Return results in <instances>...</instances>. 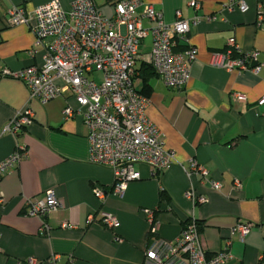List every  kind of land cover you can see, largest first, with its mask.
<instances>
[{
    "label": "crops",
    "instance_id": "1",
    "mask_svg": "<svg viewBox=\"0 0 264 264\" xmlns=\"http://www.w3.org/2000/svg\"><path fill=\"white\" fill-rule=\"evenodd\" d=\"M50 0H0V72L35 65L44 59V40L35 43L28 24L7 26L5 14L17 5L31 12ZM74 0H59L65 11ZM99 10L112 15L110 0H94ZM142 0L163 13L166 22L182 18L215 15L190 30L196 47L190 65V78L182 88H167L156 73L147 80L150 103L147 117L160 131L164 146L172 150L175 162L163 172L147 164H135L140 178L126 184L119 196L109 194L100 201L93 186L110 190L113 174L88 160L87 128L81 115L65 117L66 106L77 108L73 96L65 91L45 104L29 100L25 84L0 76V161L22 145L27 157L0 176V264H23L28 257L38 264H145L148 221L151 209L158 224L157 236L163 240L179 238L185 222L198 223L200 242L208 255L220 251L229 229L237 223H250L243 242L231 236L227 264H264V0H247L248 10L227 12V0ZM259 7L262 21L258 22ZM221 17L224 19L221 20ZM144 25L149 23L144 21ZM233 37L241 52H256L262 64L258 73L226 71L213 62ZM151 49L147 36L139 47L136 68ZM101 78V73L92 75ZM61 85V80H56ZM138 90L142 79L135 73ZM239 94L241 100H233ZM29 106L32 122L15 136L5 126L20 110ZM194 159L220 182L214 190L209 182L188 175ZM240 187L234 186V180ZM53 190L62 208L44 216L26 215L25 200L42 197ZM164 191L168 200L161 199ZM193 190L204 196L199 204L187 197ZM109 212L117 224L107 228L100 213ZM73 228L60 227L61 222ZM48 230L41 232L42 226ZM119 236L120 242L114 241ZM185 258H182L183 264ZM176 264V263H175Z\"/></svg>",
    "mask_w": 264,
    "mask_h": 264
},
{
    "label": "built area",
    "instance_id": "2",
    "mask_svg": "<svg viewBox=\"0 0 264 264\" xmlns=\"http://www.w3.org/2000/svg\"><path fill=\"white\" fill-rule=\"evenodd\" d=\"M112 15L103 14L94 0H74L65 11L59 0H50L26 12L21 6H10L5 14V24H28L35 35V43L46 41L45 54L40 66L29 65L17 70L4 68L0 76L22 81L29 93V100L45 104L68 91L77 108L69 105L63 109L65 117L81 115L87 128L88 160L108 168L113 174V184L106 191L93 186L92 193L100 201L109 194L119 196L126 184L139 179L135 164H147L155 172H163L175 162L172 150L164 146L158 128L147 117L150 100L140 93L135 84V69L139 47L145 37L151 38V49L145 56L163 85L167 88H182L190 78V65L195 59L196 47L190 41V30L202 20L213 21L215 15L204 17L194 14L182 18L176 12L173 22L165 21L162 11L145 4L142 0H110ZM197 13L199 2L189 4ZM222 9L231 12L248 10L247 0H227ZM258 22L262 21L259 7ZM224 17H221V20ZM144 21L149 23L144 25ZM226 70L258 73L262 64L256 52H241L233 37L226 41V48L213 62ZM101 73L99 80L90 76ZM61 80L62 84L56 83ZM233 100H241L233 94ZM258 104L264 107V96ZM29 106L20 110L5 126V131L15 136L32 122ZM27 157L22 145L0 161V176L8 173ZM188 175L198 176L218 190L220 182L209 179L206 169L194 159L189 160ZM234 186L240 187L239 180ZM193 202L202 204L206 198L193 190L187 192ZM26 215L44 216L62 208V202L53 190L42 197L25 200ZM148 221V243L144 250L145 264H227L232 255L229 251L231 236L240 241L250 232V223H237L229 229L223 248L208 255L200 242L199 228L194 219L183 225L179 238L163 240L157 236L158 224L153 220L151 209H145ZM100 222L112 229L117 218L109 212L100 213ZM62 228H73L61 222ZM48 230L44 224L41 232ZM114 241L120 242L119 236ZM23 264H38L28 257Z\"/></svg>",
    "mask_w": 264,
    "mask_h": 264
},
{
    "label": "trees",
    "instance_id": "3",
    "mask_svg": "<svg viewBox=\"0 0 264 264\" xmlns=\"http://www.w3.org/2000/svg\"><path fill=\"white\" fill-rule=\"evenodd\" d=\"M135 72H137L138 73V76L141 77L142 83H143V87L139 91H140V93L146 95L145 89L148 86L147 80L149 79V77L152 74L155 73V71H154L153 67L150 64L140 63L138 65V67L135 69ZM160 197H161V199H164L166 201L168 200L167 195L164 193L163 190L160 192ZM196 224L198 226V223L197 222H196Z\"/></svg>",
    "mask_w": 264,
    "mask_h": 264
},
{
    "label": "rangeland",
    "instance_id": "4",
    "mask_svg": "<svg viewBox=\"0 0 264 264\" xmlns=\"http://www.w3.org/2000/svg\"><path fill=\"white\" fill-rule=\"evenodd\" d=\"M96 79H97V80H99V79H100V77H97Z\"/></svg>",
    "mask_w": 264,
    "mask_h": 264
}]
</instances>
